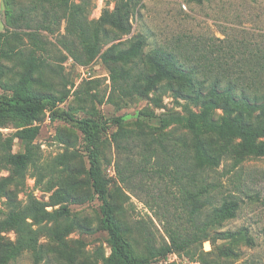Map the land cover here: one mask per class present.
I'll return each instance as SVG.
<instances>
[{"label": "trees", "instance_id": "16d2710c", "mask_svg": "<svg viewBox=\"0 0 264 264\" xmlns=\"http://www.w3.org/2000/svg\"><path fill=\"white\" fill-rule=\"evenodd\" d=\"M191 1L203 3L209 0ZM13 6L10 4L8 9V22L15 28L31 29L35 25L39 29L54 32L65 21L66 36L60 43L69 56L82 64L99 57L114 77L119 73L120 63L132 64L131 68H123L119 74L127 83L119 87L124 98L137 96L164 108V99L169 96L183 109V114L166 112L157 115L146 108L136 128H125L123 117L111 120L112 124L120 128L113 139L116 149L128 153L126 172L123 173L120 164H117V172L129 190H133L131 184L138 183L133 172L137 168L130 155L136 149H142L139 167L146 168L154 160L159 165L157 170L160 173L170 175L168 170L173 166L174 181L181 179L180 173L187 174L190 153L193 155L190 160L197 168L218 167L227 152L222 141L238 139L240 155L264 157L262 47L257 51L246 49L243 52L239 47H231L227 51L220 49L223 55L216 54L217 50L207 51L192 43L182 46L172 44L170 47L147 51L144 37L134 35L127 41L111 44L105 49L110 41L132 33L129 4L118 5L113 12L105 11L94 24L89 19L93 10L89 0H39V3L23 5L17 11ZM112 33H115L113 37ZM231 43L233 40L229 41ZM2 45L0 34V59L12 58L13 52L5 51ZM3 73L4 66L0 63V80ZM28 86L24 80L11 90L0 92V127L11 126L16 129L13 135L4 140L0 133V152L4 162L13 169V175L0 183V199L6 198L10 207L6 218L0 220V264H15L27 252L38 253L36 264L43 261L44 264H152L156 258L166 262L171 254H184L192 260L198 258L206 262L210 256L203 250L206 241H210L213 246L217 239L226 241L219 247V254L224 258L234 254L233 249L226 244L250 243L243 231L212 234L216 226L235 218L237 202L225 201L221 206L213 205L210 211H206L203 198H195L190 205L189 215L183 213L162 221L169 242L160 247L151 246L150 256L137 255L131 239L124 233L123 224L117 220L111 201V182L105 176L101 163L104 146L102 135L107 124L91 117H77L62 108L66 96L36 93ZM47 114L53 122H65L83 135V146L89 159L86 174L92 197L101 202L100 227L109 235L111 253L108 257L103 255L96 260L84 251L68 246L65 239L73 226L63 225L61 220L68 218L71 211L67 206L56 208L59 200L50 205L32 195L25 205L17 200V193L26 187L29 167L35 158L34 143L41 133L39 123ZM151 121H157L162 130L174 128L182 133L173 139H167L163 134L156 136L146 130L145 125ZM213 138H216L214 143L210 142ZM16 140L23 151L14 152ZM196 175L193 176L194 181ZM45 177V173L40 171L37 184ZM10 185L19 188L17 193L9 188ZM59 198L63 199L61 196ZM49 206L53 207L52 211L47 209ZM117 207L119 212L120 205ZM6 231L15 233L14 241L3 236ZM126 231L129 233L127 227ZM45 237L56 242V246L49 250L52 254L41 242ZM212 263L217 262L212 260Z\"/></svg>", "mask_w": 264, "mask_h": 264}, {"label": "rangeland", "instance_id": "374dc122", "mask_svg": "<svg viewBox=\"0 0 264 264\" xmlns=\"http://www.w3.org/2000/svg\"><path fill=\"white\" fill-rule=\"evenodd\" d=\"M33 2L39 3V0H0L2 48L13 52L12 58L0 59L4 66L0 92L9 91L26 80L33 92L66 96L61 107L77 117H91L107 124L102 135L104 146L101 163L105 176L111 182V201L117 220L123 224L124 233L131 239L135 253L150 256L151 246L160 247L169 242L162 221L174 215H189L194 199L203 198L206 211H210L213 205L221 206L225 201L237 202L235 218L216 226L212 234L243 231L250 243L226 244L233 249L234 254L224 258L219 254V247L226 241L220 238L215 246L210 241L203 244L204 252L210 253L206 262L198 258L192 260L184 254H171L166 262L156 258L152 264H213L212 260L216 264H264V157L240 155L238 139L222 141L227 152L218 167L197 168L193 160H190L193 158L190 153L187 174L180 173L181 179L174 181L173 166L168 170L170 175L160 173L157 170L159 165L154 160L146 168L139 167L142 149H136L130 155L137 168L133 172L138 183L131 184L133 190H129L117 172V164H120L123 173L126 172L128 153L116 149L113 139L120 128L112 124L111 120L123 117L125 128H136L146 108L157 115L166 112L183 114V109L169 96L164 99V108L157 107L145 98H124L119 87L127 83L119 74L123 68H131L132 64L120 63L119 73L114 77L99 57L86 64L74 60L60 43L66 36L65 21L54 32L39 29L35 25L31 29L15 28L8 22L10 4H14L12 8L17 11L23 5L29 6ZM89 2L93 7L89 16L93 24L99 21L105 11L113 12L118 5L129 4L132 33L110 41L105 49L111 44L127 41L134 35H142L147 43V51L189 43L204 47L207 51L217 50L218 55H223L220 49L227 51L231 47H239L241 52L246 49L257 51L260 47L264 50V0H209L203 3L191 0ZM114 35L112 33L111 37ZM230 40L233 43L229 44ZM85 69L90 71L87 77L83 75ZM39 124L41 133L34 143L35 158L29 167L26 187L18 193V187L10 185L9 188L18 194L17 200L22 205L26 204L31 195L49 205L59 200L56 208L67 206L71 211L68 218L61 220L63 225L73 226L65 239L68 246L84 251L96 260L99 256L108 257L111 253L109 235L100 227L101 202L92 197V188L86 174L89 159L84 150L83 135L65 122H53L48 114ZM145 126L147 131L150 130L156 136L163 134L167 139L182 133L174 128L162 130L157 121H151ZM15 131L11 126L0 127L2 140ZM210 140L214 143L216 138ZM21 151L23 148L16 140L14 152ZM40 171L46 177L37 184ZM12 175V167L4 162L0 152V183ZM47 209L52 211L53 207ZM9 210L6 198H1L0 220L6 218ZM3 236L15 240L13 231L3 232ZM41 242L52 254L49 250L56 246V242L46 237ZM37 255V252H27L15 264H36ZM99 262L102 263L101 260Z\"/></svg>", "mask_w": 264, "mask_h": 264}, {"label": "built area", "instance_id": "2783aa9c", "mask_svg": "<svg viewBox=\"0 0 264 264\" xmlns=\"http://www.w3.org/2000/svg\"><path fill=\"white\" fill-rule=\"evenodd\" d=\"M90 74V71L88 70V69H85L84 71H83V75L85 76V77H87V75H89ZM189 264H197V263H189Z\"/></svg>", "mask_w": 264, "mask_h": 264}]
</instances>
